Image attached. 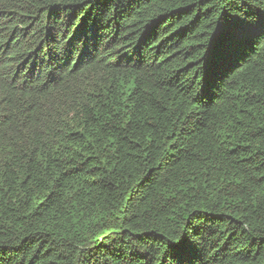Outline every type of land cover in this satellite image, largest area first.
I'll return each instance as SVG.
<instances>
[{
    "label": "trees",
    "instance_id": "obj_1",
    "mask_svg": "<svg viewBox=\"0 0 264 264\" xmlns=\"http://www.w3.org/2000/svg\"><path fill=\"white\" fill-rule=\"evenodd\" d=\"M225 14L0 0V264H264V37L209 90Z\"/></svg>",
    "mask_w": 264,
    "mask_h": 264
},
{
    "label": "snow or ice",
    "instance_id": "obj_2",
    "mask_svg": "<svg viewBox=\"0 0 264 264\" xmlns=\"http://www.w3.org/2000/svg\"><path fill=\"white\" fill-rule=\"evenodd\" d=\"M223 2L228 8H235L242 15L225 14L222 23L217 26L207 53L208 75L205 86L209 90L213 87L215 73L220 64L243 52L251 37H264V7L254 8L249 0ZM257 2L264 5V0ZM166 257H171L172 264H191L188 238L181 236L174 242H168ZM163 264H167V260Z\"/></svg>",
    "mask_w": 264,
    "mask_h": 264
}]
</instances>
